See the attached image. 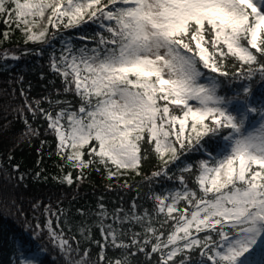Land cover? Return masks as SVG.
I'll list each match as a JSON object with an SVG mask.
<instances>
[{"label": "snow or ice", "instance_id": "obj_1", "mask_svg": "<svg viewBox=\"0 0 264 264\" xmlns=\"http://www.w3.org/2000/svg\"><path fill=\"white\" fill-rule=\"evenodd\" d=\"M0 20L52 85L29 98L20 76L23 102L5 108L24 127L0 154V207L27 233L8 264H264V0H0ZM36 139L54 174L43 156L15 162ZM93 174L135 190L130 206L101 195L79 220L51 199L25 207L28 178Z\"/></svg>", "mask_w": 264, "mask_h": 264}, {"label": "trees", "instance_id": "obj_2", "mask_svg": "<svg viewBox=\"0 0 264 264\" xmlns=\"http://www.w3.org/2000/svg\"><path fill=\"white\" fill-rule=\"evenodd\" d=\"M6 29V25L0 20V41H3V33ZM11 38L8 41L0 43V54L5 49L15 51L19 56V59H9L5 65L3 61H0V154L7 150L10 144V135L18 133L23 129L22 120L15 118L13 114H9L5 111L8 104L22 103V97L20 96V83L18 78L24 77V88L28 92L29 98H39L46 94V92L52 88V85L47 79H42L40 73L43 71L47 76H50L48 70L47 59L36 58L31 55H24L23 49L25 47H34L32 42L27 45L24 43V36L19 30L11 31ZM31 84V89H28V85ZM15 90V91H13ZM12 121V127L9 132L4 131V125L6 124L5 117ZM43 124V121H41ZM47 139L51 141L53 138L48 136ZM40 139H36L31 147H24L23 150L17 148L15 154V162H19L26 172L33 171L37 168V161L43 156V165L47 168L49 173L58 171L55 169L53 160L47 156L48 145L43 147V153H38L37 148H40ZM3 175L0 174V184L3 183ZM136 179H139L137 177ZM28 187L20 188L21 194L25 198V207H28L27 201L33 197H38L45 204L49 203L51 199V205L55 210L57 207H63L65 210L71 211L73 216L77 220L81 219L76 209L79 207L94 209L99 197L104 195L106 197L105 204L111 211L115 202L119 196H124L125 200L129 201L125 206H130V197L135 195V190L130 193L120 192L119 194L115 189L106 188V181L98 174H93L90 180L82 182L78 188H71L67 184L59 186L56 181L49 182H37L31 178L27 179ZM57 197L60 198V204L57 203ZM42 211V209H41ZM29 220L31 221L32 213L29 212ZM40 215V212L37 213ZM44 217L41 216V219ZM23 217L16 218L15 213L9 214V211L0 207V264H8L9 246L13 234L24 235L27 238L25 232V225L22 223ZM67 232V229H65ZM97 236H99L98 229L95 230ZM47 243V241H45Z\"/></svg>", "mask_w": 264, "mask_h": 264}]
</instances>
